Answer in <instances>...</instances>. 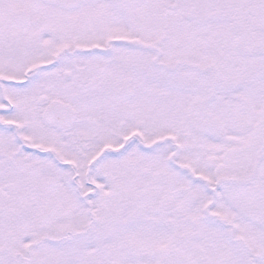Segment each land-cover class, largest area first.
Segmentation results:
<instances>
[{"label": "snow or ice", "instance_id": "1", "mask_svg": "<svg viewBox=\"0 0 264 264\" xmlns=\"http://www.w3.org/2000/svg\"><path fill=\"white\" fill-rule=\"evenodd\" d=\"M0 264H264V0H0Z\"/></svg>", "mask_w": 264, "mask_h": 264}]
</instances>
